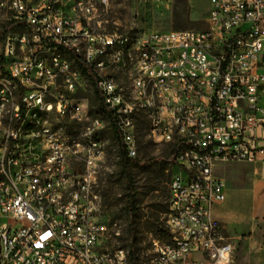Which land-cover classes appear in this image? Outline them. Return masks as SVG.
<instances>
[{
	"label": "built area",
	"instance_id": "2783aa9c",
	"mask_svg": "<svg viewBox=\"0 0 264 264\" xmlns=\"http://www.w3.org/2000/svg\"><path fill=\"white\" fill-rule=\"evenodd\" d=\"M101 5L0 0V264H131L125 247L104 248L97 185L111 154L140 157L143 121L173 169L169 240L146 264H237L214 215L226 200L214 168L264 173V0H209L205 29L142 41L107 31ZM89 82L108 124L80 96Z\"/></svg>",
	"mask_w": 264,
	"mask_h": 264
},
{
	"label": "rangeland",
	"instance_id": "374dc122",
	"mask_svg": "<svg viewBox=\"0 0 264 264\" xmlns=\"http://www.w3.org/2000/svg\"><path fill=\"white\" fill-rule=\"evenodd\" d=\"M187 1L186 10L183 9V0H108V11H104L103 5L100 8L106 20L104 25L107 31H119L134 40L142 41L152 31H167L176 29L175 26L182 29H205L209 0ZM97 2L100 5L101 0ZM4 27L2 25L0 29V47ZM123 77L121 74V78ZM80 96L84 98V103H88L89 110H100V103L90 82L87 83L86 90L80 92ZM97 117L105 119L106 124L109 123L107 113H99ZM66 124L68 127L76 124V129H81L80 123L67 120ZM142 130L140 126V141L143 139L139 157L141 163H133L131 167L140 210L133 215L125 211V176L120 164L113 158H108L101 164L97 190L101 195L100 215L105 222H116L108 229L104 248L121 246L130 251L134 247L139 264H146L155 257L156 242L161 244L169 240V236L160 231V228H166L173 169L166 159L172 148L153 141L151 143L145 128ZM106 137L112 142L114 132L109 129ZM150 158L154 159L149 160ZM214 171L225 184V212L230 219L239 223L233 229H224V234L233 243L235 261L237 264H264L262 238L256 235V245L246 249L243 240L253 219L264 216V173L254 163L241 161L219 162ZM150 218L151 222H148ZM156 219H159L160 225L155 223Z\"/></svg>",
	"mask_w": 264,
	"mask_h": 264
},
{
	"label": "trees",
	"instance_id": "16d2710c",
	"mask_svg": "<svg viewBox=\"0 0 264 264\" xmlns=\"http://www.w3.org/2000/svg\"><path fill=\"white\" fill-rule=\"evenodd\" d=\"M187 3H188L187 0H183V9L184 10H186ZM175 27H176V29H182V27H179V26H175ZM78 64H79L80 68L83 70V72L86 75H88L90 77V79H92L93 85H95V81H94L93 74L88 71L87 67L84 65V63L82 61L79 60L78 61ZM95 95H96V99L100 103L101 108L98 111H95L93 108H90V115L93 118L94 117H97V115L99 113H107V110L104 108V106H103V104L101 102V97H100V95H99V93L97 91L95 92ZM109 117H110V114H109ZM110 119H111V117H110ZM76 123H78V122H76ZM75 125H73V126L70 127V130L71 131H74V129L76 128ZM142 125H141V130L146 127V123L145 122H142ZM78 132H79V130L76 129V131L74 132L75 135H78ZM150 142L153 143L152 141H150ZM142 145H143V139L140 141V146H142ZM120 155H121L120 156V159H118V160L115 158V156L113 154H111V156H109V159L110 158H113L121 166V169H122V171L124 173V176H125V182H126V188H127V200H126V205H125V211L129 215H133V214L137 213L140 210V208L138 206V201H137V198H138V190H137V187L135 185V176H134V173H133L131 167H132V164L133 163H135V164L141 163V161H140L141 159H139V158H136V159L128 158L124 154L123 151L120 152ZM153 159L154 158H150L149 160H153ZM158 220L159 219H156L155 220V223H157L158 225H160L159 222H158ZM147 221L148 222H151V218L148 219ZM114 223H116V222L115 221H111L108 224H109V226H112ZM157 224H156V226H157ZM151 227H153V226H151ZM160 231H162L164 234H167L168 235V232H167V229L166 228L165 229L160 228ZM130 263L131 264H139L138 258L136 256V250H135L134 247H132V249L130 250Z\"/></svg>",
	"mask_w": 264,
	"mask_h": 264
},
{
	"label": "crops",
	"instance_id": "0c3cea01",
	"mask_svg": "<svg viewBox=\"0 0 264 264\" xmlns=\"http://www.w3.org/2000/svg\"><path fill=\"white\" fill-rule=\"evenodd\" d=\"M255 165H257L258 169L262 171V168L259 164H255ZM214 173H215V171H214ZM215 175L218 176L216 173H215ZM218 177H220V176H218ZM224 202L218 203L214 206V215L220 222L223 223L225 229L228 227L233 229L236 227V225H239V223L233 221L232 219H230L228 217V215L225 212ZM256 235L261 237L262 241H264V216L262 218L255 217L253 219V222L250 225L249 231H247L246 235H244L243 240H244L245 249H246V247L247 248H253V246L256 245L255 244V236Z\"/></svg>",
	"mask_w": 264,
	"mask_h": 264
}]
</instances>
